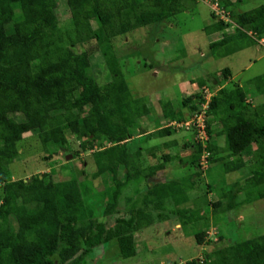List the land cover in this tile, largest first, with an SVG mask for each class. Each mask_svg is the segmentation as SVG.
I'll return each instance as SVG.
<instances>
[{"label": "trees", "instance_id": "trees-1", "mask_svg": "<svg viewBox=\"0 0 264 264\" xmlns=\"http://www.w3.org/2000/svg\"><path fill=\"white\" fill-rule=\"evenodd\" d=\"M198 1L203 0H67L71 17L62 26L57 0H0V218L3 219L0 264H87L96 246L107 245L114 239L123 257L135 256V232L157 220L163 221L169 201L176 205L174 213L181 227L188 221L203 219L192 208L181 206L188 200L187 188L195 187L197 180L190 178L184 184L177 179L166 180L159 172L176 156L166 153L162 162L145 167L140 159L141 148L130 145L134 129L140 127L141 119L150 115L153 108L145 99L132 95L119 70L111 40L139 27L160 25ZM218 1L230 12V17L221 18L209 5L214 22L208 25V33H222L221 39L210 43L211 49L242 37L249 38L251 44H260L259 40L264 38V3L239 11L245 0ZM229 26H235L234 32L225 30ZM91 38L98 40L110 66L111 77L103 85L90 73L89 52L75 49L77 44ZM222 74V79L231 80L229 68ZM216 80L218 84L213 81L210 85L218 92L206 110L209 139L192 141L191 146L186 143L184 148H194L188 159L191 164L198 163L201 167L202 156L209 151L211 164L221 159L227 173L235 172L246 165L243 156L253 151L254 143L264 147V120L253 111L249 92L243 85L236 82L226 86V81L219 77ZM257 81H264V75ZM198 82L204 88L208 83ZM257 89L264 93L260 86ZM205 102V95L199 91L184 96L177 106L161 100L163 112L157 116L156 137L170 136L183 129L196 135L197 127L187 128L173 122L187 121L203 110ZM17 115L23 120L18 121ZM163 120L167 122L164 126ZM214 120L223 125L217 134L226 136V149L212 140ZM31 131H37L47 149L52 146L70 149V132L80 139L82 148L93 150L96 171L107 173L115 186L105 214L115 210L123 189L141 178L147 179L148 186L143 205L129 206V218H119L114 229H106L104 222L92 217L93 210L86 203L87 186L80 184L84 167L77 176L67 179L48 180L51 175L42 173L29 179H13L7 166L20 154L18 142ZM221 150H227L229 159L218 157ZM263 155L250 165L252 175L247 180L263 187L256 199L264 198ZM52 156L49 152L45 158ZM180 162L185 163V159ZM121 167L127 172L121 174ZM51 172L56 173V169ZM234 202L228 203L227 210L237 204ZM213 204L217 208L223 202L219 199ZM10 219H16V224L9 223ZM206 236L207 230L196 234L199 244L204 243ZM185 264H264V233L216 245L204 259L188 260Z\"/></svg>", "mask_w": 264, "mask_h": 264}, {"label": "rangeland", "instance_id": "rangeland-1", "mask_svg": "<svg viewBox=\"0 0 264 264\" xmlns=\"http://www.w3.org/2000/svg\"><path fill=\"white\" fill-rule=\"evenodd\" d=\"M57 1V13L61 25L64 26L69 22L71 12L67 0ZM210 1H198L187 11L178 13L160 25L139 27L128 35L111 39L112 51H115L119 59V70L125 76L132 95L145 99L153 108L150 115L141 119L140 127L134 129L130 145L141 148L140 159L145 167L151 163L162 162L166 153L176 156L159 172L166 180L177 179L184 184L190 178L197 180L195 187L187 188L185 194L188 200L181 203V206L192 208L203 219L188 221V224L181 227L174 213L176 205L169 201L165 210L167 216L163 221L157 220L153 225L135 232V256L123 257L118 241L114 239L107 245L96 246L87 264H185L188 260L204 259L206 253L216 245H227L264 233V198L256 199L263 187L251 181L247 182L252 175L250 165L254 159H259L264 154V147L260 143H254L253 151L243 156L246 165L242 169L227 173L223 167L224 160L220 159L211 164L206 160V153L201 167H198V163H190L188 159L194 148H184V145L189 143L191 146L194 141L199 140L192 131L183 129L165 137H156L154 132L157 116L163 112L161 100L172 101L177 106L184 96H190L197 91L206 95L208 89L214 95L218 89H211L210 84L213 81L218 84V77L225 82L222 72L227 68L230 69L232 77L224 85L233 86L236 82L243 85L249 92L253 111L258 112L260 120H264V93H259L257 89L258 86L264 89V81H257L264 75V45L251 44L249 38L242 37L230 40L217 49H211L210 43L221 39L222 33H208L207 27L213 21ZM245 1L238 7L239 11L251 10L264 3V0ZM93 25L98 27L95 21ZM234 27L229 26L225 30L234 32ZM75 49L78 52H89L90 73L99 84L108 82L111 77L110 66L98 40L88 39L77 44ZM199 80L208 82L205 88L199 85ZM16 119L23 120L19 115ZM166 124L164 120L161 123L162 126ZM222 127L220 121H212V140L226 149V136L217 134ZM145 130L147 133L144 134ZM68 138L70 149L56 146L47 149L41 143L37 131L24 134L18 142L19 156L7 166L12 178L29 179L34 174L42 173L51 175L47 176L48 180L67 179L77 176L84 167L85 173L80 176V184L87 186L85 200L93 210L92 217L104 222L106 229H114L119 218H129V206L143 205V197L148 190L147 179L131 182L121 192L115 210L105 214L104 210L107 203L112 201L115 186L107 173L96 171L93 150L82 148L80 139L70 132ZM95 148L98 149L99 146ZM49 152L53 156L46 159ZM219 154L218 157L229 159L227 150H221ZM182 158L185 163L180 162ZM53 169H56V173L51 172ZM125 172L127 170L121 167L120 173ZM210 184L213 188H210ZM49 192H53L51 185ZM219 199L223 204L216 208L213 203ZM242 201L245 203L242 204ZM233 202L237 204L227 210L228 203ZM2 220L0 218V224L3 223ZM8 221L16 224V219ZM201 230H207L208 235L203 244H199L196 238Z\"/></svg>", "mask_w": 264, "mask_h": 264}, {"label": "built area", "instance_id": "built-area-1", "mask_svg": "<svg viewBox=\"0 0 264 264\" xmlns=\"http://www.w3.org/2000/svg\"><path fill=\"white\" fill-rule=\"evenodd\" d=\"M210 6L212 7L213 10L216 11V14L219 15L221 18L227 20L230 17V12L226 9H224L218 0H211L210 1ZM206 97V102L203 104V110H201L199 113H196L195 115L191 116L187 121L185 122H177L174 121V125H185L187 128H192L193 126L197 127L198 133L196 134L197 138L202 141H206L209 139V135L207 134L206 131V110L209 107V103L213 97V93L207 89V94L205 95ZM207 154V161H208V156L210 155L209 151H205L204 154ZM203 154V156H204ZM202 156V158H203ZM202 163V161H201ZM203 164V163H202Z\"/></svg>", "mask_w": 264, "mask_h": 264}, {"label": "clouds", "instance_id": "clouds-1", "mask_svg": "<svg viewBox=\"0 0 264 264\" xmlns=\"http://www.w3.org/2000/svg\"><path fill=\"white\" fill-rule=\"evenodd\" d=\"M259 41L261 42V44H263V43H264V40H263V38H261ZM214 95H215V94H214ZM214 95H213V96H214Z\"/></svg>", "mask_w": 264, "mask_h": 264}, {"label": "crops", "instance_id": "crops-1", "mask_svg": "<svg viewBox=\"0 0 264 264\" xmlns=\"http://www.w3.org/2000/svg\"><path fill=\"white\" fill-rule=\"evenodd\" d=\"M263 40H264V38H263ZM259 45H264V43L263 44H261V42H260V44Z\"/></svg>", "mask_w": 264, "mask_h": 264}, {"label": "water", "instance_id": "water-1", "mask_svg": "<svg viewBox=\"0 0 264 264\" xmlns=\"http://www.w3.org/2000/svg\"><path fill=\"white\" fill-rule=\"evenodd\" d=\"M67 158V157H66ZM68 159V158H67Z\"/></svg>", "mask_w": 264, "mask_h": 264}]
</instances>
